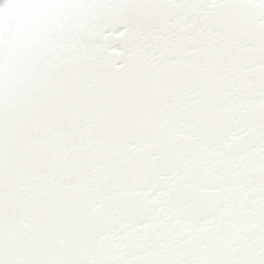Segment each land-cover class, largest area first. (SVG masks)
<instances>
[{"label":"snow or ice","instance_id":"6c2138e0","mask_svg":"<svg viewBox=\"0 0 264 264\" xmlns=\"http://www.w3.org/2000/svg\"><path fill=\"white\" fill-rule=\"evenodd\" d=\"M0 264H264V0H0Z\"/></svg>","mask_w":264,"mask_h":264}]
</instances>
